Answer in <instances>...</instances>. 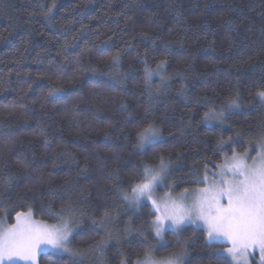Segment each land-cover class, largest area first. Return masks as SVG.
Segmentation results:
<instances>
[{
  "label": "trees",
  "instance_id": "1",
  "mask_svg": "<svg viewBox=\"0 0 264 264\" xmlns=\"http://www.w3.org/2000/svg\"><path fill=\"white\" fill-rule=\"evenodd\" d=\"M51 3L0 0V219L13 223L31 207L35 218L56 223L44 209L72 203L79 221L72 246L83 250L76 264H119L121 253L133 264L149 245L156 256L186 251L184 264H232L215 254L223 244L206 245L200 227L183 228L187 244L171 230L158 243L150 205L130 209L118 192L128 185L118 181L163 154L175 188L160 192L192 190L203 186L194 180L205 164L259 138L264 0H57L49 19L39 5ZM161 60L164 70L146 82L145 68ZM49 87L63 92L49 97ZM237 92L241 107L223 123L203 119L209 103L219 110ZM148 123L160 128L159 142L134 149ZM229 136L236 142L218 147ZM105 209L107 229L92 230ZM38 264L71 262L43 252Z\"/></svg>",
  "mask_w": 264,
  "mask_h": 264
},
{
  "label": "snow or ice",
  "instance_id": "2",
  "mask_svg": "<svg viewBox=\"0 0 264 264\" xmlns=\"http://www.w3.org/2000/svg\"><path fill=\"white\" fill-rule=\"evenodd\" d=\"M56 4L57 0H52L47 6L40 4L39 7H46L42 15L51 19ZM112 60L114 63L118 62L119 53L113 55ZM165 64L166 61L161 60L156 69L146 67V82L164 70ZM160 79L163 82L165 77L161 76ZM62 92V88L49 87L48 96H58ZM255 96L264 104V88L258 89ZM240 107L237 92L219 110L209 103L203 119L223 123L227 112L239 110ZM239 136L240 133L237 132L236 137ZM160 138V128L154 123H148L137 131L134 149L143 151L159 142ZM235 142L229 136L226 140L221 137L217 144L222 148ZM249 144L258 149L256 156H251L248 149L241 154L232 148L231 156L225 155L222 163L212 162V167L204 165L203 175L194 180V183L203 186L192 192L185 188L178 197H173L171 191L163 197L157 196L158 188H175L174 182L169 183L172 161L163 154L156 155L158 163L139 161L131 173V181H118L128 185L127 189H118V192L130 209L150 205L148 224L158 243L164 240L165 231L170 229L177 236L178 244H187L186 240L179 238L183 228L186 225H202L206 232V245L228 243L230 247L224 248L223 252L235 264H240L241 258L246 264L250 248L259 250L260 264H264V131L254 143L249 141ZM11 179L5 177L4 182L10 183ZM49 194L55 196L56 192L50 189ZM77 211L72 203L64 204L58 210L49 204L44 212L56 221L55 224L34 219L31 207L27 212H17L16 222L13 224L0 221V264H16L18 259L26 264H36L37 254L49 250L66 254L71 264H76V259L83 254L82 249L72 246L78 231ZM110 222L111 213L105 209L100 219L92 220V230H106ZM106 235L111 238L112 234L106 231ZM105 243L103 239L98 241L97 250L102 249ZM215 254L219 255L220 250ZM100 255H103L102 251ZM185 255L186 251H178L156 256L153 246L149 245L143 256L138 257L133 264H184ZM119 264H129L128 257L123 253L120 254Z\"/></svg>",
  "mask_w": 264,
  "mask_h": 264
},
{
  "label": "rangeland",
  "instance_id": "3",
  "mask_svg": "<svg viewBox=\"0 0 264 264\" xmlns=\"http://www.w3.org/2000/svg\"><path fill=\"white\" fill-rule=\"evenodd\" d=\"M253 143L255 142V141H252ZM246 149H248L249 151H250V153H251V156H256V153H257V151H258V149H254L251 145H249V146H247V148ZM245 151V150H244ZM244 151L243 152H239V153H241V154H243L244 153ZM228 156H231V155H228ZM224 158V157H223ZM222 162H223V159H222ZM221 162V163H222ZM249 162H251V160H249ZM202 187V186H201ZM164 187H161V188H158L157 189V196H159V197H163V196H165L167 193H169L170 191L169 190H166V191H164V192H160V189H163ZM196 189V188H195ZM195 189H192V190H189L190 192H192L193 190H195ZM183 191H181V192H179V193H172L171 192V194H172V196L173 197H178L181 193H182ZM27 212V211H26ZM34 219H36V220H40V219H37V218H35L34 217ZM0 221H3L2 219H0ZM16 221H15V217H14V221H13V223H15ZM13 223H10V224H13ZM46 223H48V224H55V223H49V222H46ZM9 224V225H10ZM187 226V225H186ZM191 226H193V225H191ZM200 228H203V226L201 225L200 226ZM170 230V229H169ZM167 231V230H166ZM161 242H163V241H161ZM161 242H159V243H161ZM217 244H223V246H221V247H218V250H220V253L221 254H223L224 256H226L229 260H230V262L232 263V264H235V262H233L232 260H231V257H229L226 253H224L223 252V249L224 248H227V247H230V245L228 244V243H217ZM46 252H50V253H54V254H60V255H66V254H61V253H56V252H53V251H51V250H49V251H46ZM40 253H43V252H39L38 254H37V257H36V264H38V256H39V254ZM248 255H247V261H246V264H260V260H261V255H260V252H259V250L258 249H252V248H250L249 250H248ZM16 264H26V262L25 261H23V260H17L16 261ZM240 264H245V260L243 259V258H241V260H240Z\"/></svg>",
  "mask_w": 264,
  "mask_h": 264
}]
</instances>
